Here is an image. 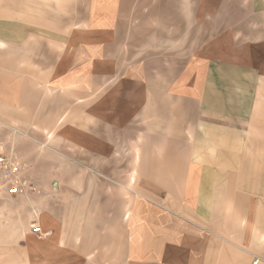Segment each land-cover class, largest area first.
I'll return each instance as SVG.
<instances>
[{
  "label": "crops",
  "instance_id": "crops-1",
  "mask_svg": "<svg viewBox=\"0 0 264 264\" xmlns=\"http://www.w3.org/2000/svg\"><path fill=\"white\" fill-rule=\"evenodd\" d=\"M4 128L63 174L0 264H264V0H0Z\"/></svg>",
  "mask_w": 264,
  "mask_h": 264
},
{
  "label": "rangeland",
  "instance_id": "rangeland-1",
  "mask_svg": "<svg viewBox=\"0 0 264 264\" xmlns=\"http://www.w3.org/2000/svg\"><path fill=\"white\" fill-rule=\"evenodd\" d=\"M4 129L5 132L3 131L2 136H0V154H7L14 157L18 162L19 166L24 167V173H25L24 175L31 178L33 181H36V179L38 178L39 179H44L47 177L56 178L59 175H61V173L63 174L62 170L58 172L57 168H52L54 164L53 157L57 156V153H51V150H49L51 146L52 147L56 146L53 139H50L49 145H47L46 148H43L44 146L43 144L45 142L41 141L40 138H35L30 135H27L25 134L26 132H22V136H19L16 132H11L8 128H4ZM21 140L23 141L21 142ZM6 148H8L7 149L8 151H5ZM30 148H33L35 151L34 152L28 151L30 150ZM48 150L50 152H48ZM81 172H82L81 175L85 177L98 176L100 178H103L104 181L102 182L106 183L104 188L106 189V191H109V162L104 164V167L100 168L98 172L94 170L90 171L87 169H82ZM48 188H50L49 191L53 193L57 192V190L55 189L56 186L53 184L48 185ZM111 188L112 191L114 192L120 193L122 191V186L120 184H112ZM37 191L38 192L41 191L38 185H37ZM25 194L30 195L37 193L28 192ZM28 211L31 212V210ZM26 212H20V214H18L19 220L20 218L23 219V216L26 215ZM35 214L38 216L37 213ZM33 223L40 224L39 222H33ZM33 223H30L28 228H30V226ZM18 224L20 223L18 222Z\"/></svg>",
  "mask_w": 264,
  "mask_h": 264
},
{
  "label": "built area",
  "instance_id": "built-area-1",
  "mask_svg": "<svg viewBox=\"0 0 264 264\" xmlns=\"http://www.w3.org/2000/svg\"><path fill=\"white\" fill-rule=\"evenodd\" d=\"M24 167L19 166L14 157L7 154H0V194L18 195L23 193H38L37 185L33 180L24 175ZM30 231L34 235L42 236L39 226L33 223ZM258 260H254L252 264H258Z\"/></svg>",
  "mask_w": 264,
  "mask_h": 264
},
{
  "label": "bare ground",
  "instance_id": "bare-ground-1",
  "mask_svg": "<svg viewBox=\"0 0 264 264\" xmlns=\"http://www.w3.org/2000/svg\"><path fill=\"white\" fill-rule=\"evenodd\" d=\"M38 225V224H37Z\"/></svg>",
  "mask_w": 264,
  "mask_h": 264
}]
</instances>
